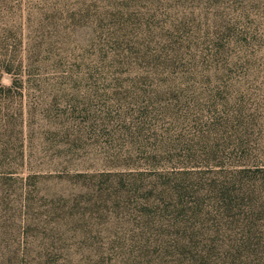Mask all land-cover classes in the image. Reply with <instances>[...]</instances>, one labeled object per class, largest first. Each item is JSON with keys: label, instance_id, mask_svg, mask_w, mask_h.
Instances as JSON below:
<instances>
[{"label": "rangeland", "instance_id": "rangeland-1", "mask_svg": "<svg viewBox=\"0 0 264 264\" xmlns=\"http://www.w3.org/2000/svg\"><path fill=\"white\" fill-rule=\"evenodd\" d=\"M240 135L264 167V0H0V264H126L151 227L118 179Z\"/></svg>", "mask_w": 264, "mask_h": 264}, {"label": "trees", "instance_id": "trees-1", "mask_svg": "<svg viewBox=\"0 0 264 264\" xmlns=\"http://www.w3.org/2000/svg\"><path fill=\"white\" fill-rule=\"evenodd\" d=\"M248 145L240 135L236 155L209 150L207 170L156 172L151 187L119 178L144 198L139 226L151 227L126 264H264V167H237Z\"/></svg>", "mask_w": 264, "mask_h": 264}]
</instances>
